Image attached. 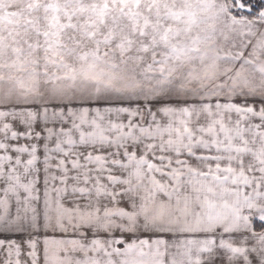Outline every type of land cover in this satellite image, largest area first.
<instances>
[{"label": "snow or ice", "instance_id": "6c2138e0", "mask_svg": "<svg viewBox=\"0 0 264 264\" xmlns=\"http://www.w3.org/2000/svg\"><path fill=\"white\" fill-rule=\"evenodd\" d=\"M0 264H264V0H0Z\"/></svg>", "mask_w": 264, "mask_h": 264}]
</instances>
